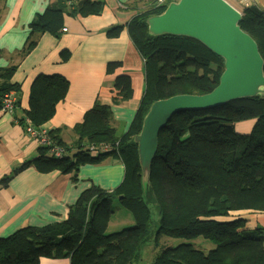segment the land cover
<instances>
[{
  "label": "trees",
  "instance_id": "1",
  "mask_svg": "<svg viewBox=\"0 0 264 264\" xmlns=\"http://www.w3.org/2000/svg\"><path fill=\"white\" fill-rule=\"evenodd\" d=\"M59 2L35 17L22 56L35 47L41 33L59 35L65 14L100 13L104 7L101 1ZM166 8L148 10L127 24L146 70L145 92L127 133H117L112 106L97 100L75 128L71 146L61 138V129L49 130L53 141L67 148L63 158L51 156L48 148L40 146L38 157L21 166L77 173L81 166L114 158L125 166L123 181L111 191L97 185L84 190L62 221L30 224L0 236V264H40L43 257H68L71 264H136L151 237L156 250L165 237L184 239L163 246L154 264H264V227L248 228V219L242 215L264 212L263 98H241L219 107L176 113L160 132L152 186L144 196L133 138L141 131L151 104L179 94L209 93L225 70V60L194 38L149 34L146 19ZM242 13L240 25L257 41L264 58V12L253 5ZM123 27L110 28L108 34L118 36ZM119 66L109 63L107 69L113 73ZM16 68H0V110L9 91H16L17 107L20 103L21 85L13 81ZM69 88V80L61 74L38 75L20 124L26 128L30 119L32 126L42 128ZM114 88V104L133 95L128 75L118 76ZM245 123L250 128L239 130L237 126ZM106 144L108 150H104ZM116 199L133 213L136 223L109 233ZM153 207L159 215L155 227ZM199 237L214 246H197L193 241Z\"/></svg>",
  "mask_w": 264,
  "mask_h": 264
},
{
  "label": "crops",
  "instance_id": "2",
  "mask_svg": "<svg viewBox=\"0 0 264 264\" xmlns=\"http://www.w3.org/2000/svg\"><path fill=\"white\" fill-rule=\"evenodd\" d=\"M59 1L0 0V68L17 65L13 81L21 85L16 110H0V236L30 224L62 221L84 190L97 185L111 191L125 176L124 164L114 158L81 166L77 173L45 172L34 165L21 169L39 155L40 146L17 122L25 117L31 87L38 75L61 74L70 82L67 97L43 125L50 131L61 129V138L69 146L76 139L75 128L97 100L112 106L117 133H127L146 88L145 60L127 24L137 15L155 9V0H92L104 3L100 13L65 14L59 35L41 33L35 47L22 56L35 17ZM253 5L264 12V0H253ZM119 25L125 27L118 36L108 34L110 28ZM115 62L120 66L111 73L108 64ZM120 75L131 78L133 95L114 104V84ZM242 215L248 219V228L264 227V212ZM40 264L71 262L68 257H43Z\"/></svg>",
  "mask_w": 264,
  "mask_h": 264
},
{
  "label": "water",
  "instance_id": "3",
  "mask_svg": "<svg viewBox=\"0 0 264 264\" xmlns=\"http://www.w3.org/2000/svg\"><path fill=\"white\" fill-rule=\"evenodd\" d=\"M243 13L227 0H178L146 19L151 36L166 34L194 38L225 60L219 85L206 94H179L153 102L143 117L138 145L142 188H151L152 162L159 135L178 112L223 106L241 98L264 99V58L257 41L243 30Z\"/></svg>",
  "mask_w": 264,
  "mask_h": 264
},
{
  "label": "rangeland",
  "instance_id": "4",
  "mask_svg": "<svg viewBox=\"0 0 264 264\" xmlns=\"http://www.w3.org/2000/svg\"><path fill=\"white\" fill-rule=\"evenodd\" d=\"M237 127L239 130H241V129L247 130L250 128V126L246 123L245 124H239ZM114 206H115V213H114L112 220H111V223L109 224V227H108L109 233L121 231L125 228L132 227L133 225H135L136 221H135V217H134L133 213L129 209L124 207L120 203L119 199L115 200ZM153 211H154V213H153L154 226L153 227H155V225H158L157 222L159 219V215L157 213L156 208L153 207ZM234 213H239V212H233L232 214H234ZM183 241H184V239L165 237L162 239L160 247L156 250L154 247V239L151 237V238L147 239V241L145 243L143 253H142V259L139 262H137L136 264H154V258L156 256V254L162 249L163 246L177 245ZM193 242L197 246L203 247L204 249H207L209 247L214 246V244L211 241H209L203 237H199V238L195 239Z\"/></svg>",
  "mask_w": 264,
  "mask_h": 264
},
{
  "label": "built area",
  "instance_id": "5",
  "mask_svg": "<svg viewBox=\"0 0 264 264\" xmlns=\"http://www.w3.org/2000/svg\"><path fill=\"white\" fill-rule=\"evenodd\" d=\"M178 0H155V8L168 6L171 2ZM235 4V8L242 12L243 8L253 6V0H227ZM64 30H67L64 28ZM18 95L16 91H9L3 97L2 110L6 113H13L17 108ZM20 123L19 120H17ZM27 127L25 128L27 134L33 137L39 146L48 148L49 154L55 158H63L67 153V148L54 142L49 130L46 128L37 129L31 125L30 119L26 120ZM110 146L106 144L104 150H108ZM96 150V148H95Z\"/></svg>",
  "mask_w": 264,
  "mask_h": 264
},
{
  "label": "bare ground",
  "instance_id": "6",
  "mask_svg": "<svg viewBox=\"0 0 264 264\" xmlns=\"http://www.w3.org/2000/svg\"><path fill=\"white\" fill-rule=\"evenodd\" d=\"M232 6H234L235 7V4H233L232 2H229Z\"/></svg>",
  "mask_w": 264,
  "mask_h": 264
}]
</instances>
